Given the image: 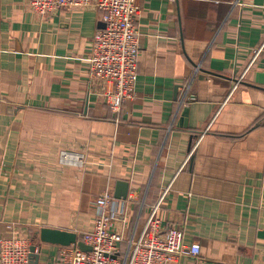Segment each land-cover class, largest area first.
Instances as JSON below:
<instances>
[{
	"label": "crops",
	"instance_id": "1",
	"mask_svg": "<svg viewBox=\"0 0 264 264\" xmlns=\"http://www.w3.org/2000/svg\"><path fill=\"white\" fill-rule=\"evenodd\" d=\"M137 5V96L116 123L88 71L101 12L40 17L29 0H0V237L91 231L100 193L127 182L132 223L169 188L166 225L201 246L182 264H264V52L248 70L264 0ZM63 151L84 167L62 165ZM58 252L42 243L39 264Z\"/></svg>",
	"mask_w": 264,
	"mask_h": 264
},
{
	"label": "built area",
	"instance_id": "2",
	"mask_svg": "<svg viewBox=\"0 0 264 264\" xmlns=\"http://www.w3.org/2000/svg\"><path fill=\"white\" fill-rule=\"evenodd\" d=\"M29 4L40 17L90 6L101 12L105 28L96 31L91 41L89 78L93 83L106 85L102 96L114 121L119 123L123 105L137 96L141 50L135 26L140 12L137 0H29ZM263 52L264 43L253 51L248 70ZM243 79L244 76L236 81L233 91ZM60 163L82 168L85 156L63 151ZM168 192L169 188L150 207L143 223L141 215L135 223L131 221L137 200L135 193L130 192L126 200H117L110 189L100 193L95 202L93 229L77 234L91 251L84 252L77 245L59 246L52 264H182L184 257L197 259L201 246L187 244L184 231L168 227L163 219L162 208ZM41 254L42 243H34L29 237L15 232L0 237V264H32L33 256Z\"/></svg>",
	"mask_w": 264,
	"mask_h": 264
},
{
	"label": "water",
	"instance_id": "3",
	"mask_svg": "<svg viewBox=\"0 0 264 264\" xmlns=\"http://www.w3.org/2000/svg\"><path fill=\"white\" fill-rule=\"evenodd\" d=\"M105 28V24L103 23L101 29ZM190 107H184L182 112V118L180 120V127L187 128L188 127V115H189ZM192 163V161H191ZM129 194V184L127 182H118L116 191L114 193L115 198L117 200H126ZM38 238L40 243L50 244L55 246H63L67 247L70 245H77L78 248L84 252L91 251V248L87 246L83 241L79 240L76 233L71 231H62L59 229H50L43 228L40 230L38 234ZM32 253L35 251V246L31 248ZM34 260L32 264H39L40 255L33 256Z\"/></svg>",
	"mask_w": 264,
	"mask_h": 264
},
{
	"label": "rangeland",
	"instance_id": "4",
	"mask_svg": "<svg viewBox=\"0 0 264 264\" xmlns=\"http://www.w3.org/2000/svg\"><path fill=\"white\" fill-rule=\"evenodd\" d=\"M44 244V243H43Z\"/></svg>",
	"mask_w": 264,
	"mask_h": 264
}]
</instances>
